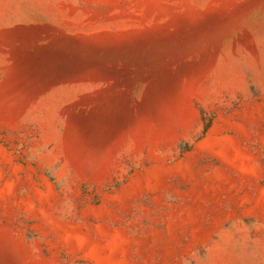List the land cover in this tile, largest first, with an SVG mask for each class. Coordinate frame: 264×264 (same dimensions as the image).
Segmentation results:
<instances>
[{
    "label": "rangeland",
    "instance_id": "1",
    "mask_svg": "<svg viewBox=\"0 0 264 264\" xmlns=\"http://www.w3.org/2000/svg\"><path fill=\"white\" fill-rule=\"evenodd\" d=\"M0 264H264V0H0Z\"/></svg>",
    "mask_w": 264,
    "mask_h": 264
},
{
    "label": "bare ground",
    "instance_id": "2",
    "mask_svg": "<svg viewBox=\"0 0 264 264\" xmlns=\"http://www.w3.org/2000/svg\"><path fill=\"white\" fill-rule=\"evenodd\" d=\"M19 38L21 39V37H19ZM50 65H51V64H50ZM42 69H43V68H42ZM52 69H53V68H52ZM34 70H35V68H34ZM36 70H37V69H36ZM39 70H40V69H39ZM37 71H38V70H37ZM37 71H36V72H37ZM42 71H43V70H42ZM42 71H41V72H42ZM34 72H35V71H34ZM34 72H33V73H34ZM36 72H35V73H36ZM44 72H45V71H44ZM35 73H34V74H35ZM37 74H38V73H37Z\"/></svg>",
    "mask_w": 264,
    "mask_h": 264
}]
</instances>
